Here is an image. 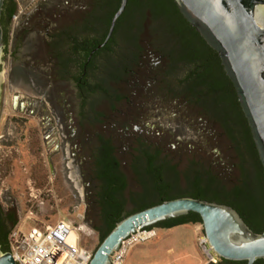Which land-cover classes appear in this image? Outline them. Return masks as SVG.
<instances>
[{"label":"rangeland","instance_id":"1","mask_svg":"<svg viewBox=\"0 0 264 264\" xmlns=\"http://www.w3.org/2000/svg\"><path fill=\"white\" fill-rule=\"evenodd\" d=\"M15 2L16 10L26 8L18 20L11 19L8 42L4 54H0V204L14 211L15 227L23 225L25 230L33 223L48 225L67 220L79 228L80 245L93 253L100 243V234L89 222L100 226V221L92 218L91 212L85 214L86 186L69 149L72 143L68 132L74 128L77 104L74 86L57 84L49 101L44 96L46 74L39 68L46 56L50 32L80 17L85 26L98 27L112 0ZM182 26L177 33L176 20L162 10L160 0H136L127 10L116 37L117 46L103 63L101 75L119 71L137 47H141L142 55H148L142 58L147 62L146 70H141L137 82L125 84L127 92H134L130 96L132 104H118L120 110L114 117L105 119L109 121L104 122L107 126L85 123L79 139L85 146V159L80 166L86 180L92 167L87 162L88 149L98 143V135L114 146L115 157L128 177L127 192L142 193L143 184L137 181L149 179L143 173L148 155L154 156V152H159L154 165L160 167L156 183L170 175L179 179L180 191L186 189L185 179L195 172L205 180L217 177L226 187L236 184L242 159L243 167L251 173L242 136L244 127L227 103L229 97L214 89L215 78L197 90L199 99L210 105V113L200 103L195 105L190 94L180 88L179 81L187 70L185 63L176 62L168 73L163 69L164 54L178 56L202 48L198 37L188 34L184 23ZM148 66L156 74L152 75ZM152 77L156 80L152 81ZM99 105L98 109L108 114V103ZM94 129L103 133H92ZM76 139H72L73 143ZM130 197L127 193V209L133 206ZM187 227L193 231L191 245L179 242L184 232L175 234L167 228L150 227L154 234L129 245L120 264H188L191 254L202 264L212 263L207 261L200 244L204 236L201 223H188Z\"/></svg>","mask_w":264,"mask_h":264},{"label":"water","instance_id":"2","mask_svg":"<svg viewBox=\"0 0 264 264\" xmlns=\"http://www.w3.org/2000/svg\"><path fill=\"white\" fill-rule=\"evenodd\" d=\"M173 1L183 17L218 53L235 88L264 170V0ZM126 3L127 0H119L105 40L111 35ZM2 4L3 0H0V17ZM1 79L0 73V92ZM190 211L199 215L207 245L218 258L245 260L246 264L264 259V228L261 232H254L227 204L179 196L130 213L117 221L100 241L88 264H112L111 255L131 233ZM0 264H16L9 250L0 248Z\"/></svg>","mask_w":264,"mask_h":264},{"label":"flooded vegetation","instance_id":"3","mask_svg":"<svg viewBox=\"0 0 264 264\" xmlns=\"http://www.w3.org/2000/svg\"><path fill=\"white\" fill-rule=\"evenodd\" d=\"M124 11L122 12V14L124 13ZM180 15L183 17L181 13ZM1 17L3 24V26L1 24L2 55L4 54L8 42L9 24L11 21L8 23L6 13L1 15ZM82 18L83 17L78 18L75 22L73 20H70L67 26L58 28V30H55L54 32H50L48 34V38H46L45 45L46 56L41 61L40 65L42 67H40L39 69L46 74L44 96H46L49 101H51L50 95H53V89L54 87H56L57 84L70 83L74 86L77 104L74 115L75 120L71 119L73 121L74 128L70 129V131L68 132L71 141L70 143H72L69 149L71 150V154L73 157L72 161H77L76 166L77 172L80 175V179L83 181V185L86 186L85 198L87 199V208L85 214L87 215V213L91 212V216L92 218H94L100 216V211L96 209L93 205V202L97 197V193L95 191L97 190L98 185V181L95 178V162L98 158V155L101 153V149L103 148L101 147V140L100 136L98 135V143L95 146L89 147L88 149L89 151L87 155V162L91 164L92 167L90 172H88V178L86 180L84 173L85 171H83L80 166L84 163L85 146L82 145L79 136H83L86 122L88 124L102 123L103 127H105L107 126L106 124L109 122L105 119L109 118L111 115L112 117H114L116 111L120 110L117 107L118 104L124 103L126 106L132 104V98L130 96L134 92H127L125 88H128L126 85H130L131 83L137 82L138 77H140V74L142 73V69L146 70L144 68L147 62H144L142 58H148V55H142L141 47H137V50H131L134 55L132 54L129 59L126 60L128 62L124 64L119 71L111 70V72L109 71V74L107 76L104 74L101 75L103 63L107 60L108 56L114 53V49L117 46L116 37L121 29V25L117 29L116 34H114V29L118 21L117 19L114 29L109 38L105 40L106 35L103 38H99L97 45L95 47H91L87 53V57H85L86 51L84 47H82L80 50H75L76 41H79L84 38L83 33H75V28L78 27V29H80L81 27ZM184 20L188 24L189 29L193 30L196 33L194 34V36L198 37V39L201 41L202 48L198 52L189 51L186 52L184 55L178 56L175 53L164 54L163 57L166 56L164 58V60H166V63L163 66L165 73H168L169 70L174 67L173 64H175L176 62L185 63L187 65V70L186 74L179 81L180 88H182L183 92L190 94V98L193 99L195 105L197 103H200V105L205 107V109H208L210 113H212L210 105L205 104L203 101H201V99H199V97L197 96V90L203 87L204 85L209 84L210 80L213 79V77L215 78V80L218 79L217 81L223 83L224 87L221 90H216H220L224 93V90L227 89V91L229 90L231 92L233 97L230 99L228 98L227 103L233 108V110L235 109V112L240 118L243 127L245 125V127H247L248 129V133H251L245 115L240 106L233 83L224 71L218 53L206 43V41L201 37V35L196 31V29L192 25H190V23L185 18ZM101 21L102 20L99 21V26L101 25ZM186 28L188 27L186 26ZM138 57H140V59ZM213 66L215 71H213ZM148 68H152L153 71L152 66H148ZM151 74L154 75L156 74V72L153 71V73L151 72ZM153 80H156V78L154 77L152 81ZM152 81L149 79L150 84L152 83ZM103 101H105L109 105L108 114L98 109L100 106V102ZM38 103L43 104L44 102H42V100H39ZM105 121L107 122L106 124L104 123ZM113 125H115L114 122L111 123V127ZM134 128H136V126H134ZM92 133L103 132L99 129H94ZM123 133L128 132L124 131ZM74 138L77 139L73 143L72 139ZM171 167L173 170L175 169V167H173L172 165ZM167 177L168 178H164L163 182L160 183L165 191L161 194V196H170L172 198L175 196H191L190 192L196 186L195 182L197 177L201 178L195 172L190 179H185L186 189L180 191L179 179H172L170 178V175H168ZM201 179L199 183L201 187L213 188L212 184H208L205 179V182H203V180ZM91 221L92 220H90L89 223L91 227L94 228L95 226L91 224Z\"/></svg>","mask_w":264,"mask_h":264},{"label":"trees","instance_id":"4","mask_svg":"<svg viewBox=\"0 0 264 264\" xmlns=\"http://www.w3.org/2000/svg\"><path fill=\"white\" fill-rule=\"evenodd\" d=\"M118 2L119 0H112V2L106 6L105 13L101 18L102 21L100 26L98 25V27L94 28L81 24L82 27H80V29H78V27L75 28L76 34H84L83 39L79 41H76L75 39V50H80L84 47L86 51L85 57H87L89 49L97 45L99 38L105 37L111 16L118 6ZM134 2H136V0L127 1L126 9L116 23L114 34H116L117 29L122 24L127 10ZM160 2L162 4V10L169 12L173 16L174 20H176L177 33L180 32V28L183 27L182 23H184L185 26L188 27V34H196L193 30L189 29L188 24L180 15L173 0H160ZM15 11V0H3L1 15L6 13L8 23L11 21L12 15ZM0 23L2 24V17L0 19ZM213 71H215L214 66ZM217 80L218 79H216L214 89L221 90L224 85ZM224 93L229 97V99L233 97L231 92L229 90L227 91V89L224 90ZM244 132L245 133H242V136L247 148L246 150L248 151V157L251 161V173L243 167L245 159H242L239 166L240 179L236 184L226 187L217 177L214 176L215 178L206 180L208 184H212L213 188H204L199 184L201 178L197 177L195 182L196 186L191 190L190 195L194 198L224 203L233 207L249 228H251L254 232H261L264 228V172L258 159L251 134L248 133V129L245 125ZM100 140L101 147L103 149H101V153L98 155L95 162V178L98 181V185L97 190L95 191L97 193V197L95 198L93 205L100 211V216L94 217V219H98L100 221V226L95 225L94 229L99 231L101 241L113 228L114 224L123 217L130 213L150 207L163 200L171 199L172 197H162L161 194L165 191L160 183H156V179L159 177L160 167L154 165V158L156 157V159H159V152H154V156L148 155L147 165L143 174L146 177L148 176L149 179L144 182L136 180L140 183V185L143 184L142 193L136 194L130 191L127 192L128 177L120 168V163L115 157L114 146L111 141L109 139H103L102 137H100ZM132 173L134 174L133 171ZM133 177L132 179L134 180ZM242 178L249 179L250 182L248 183L247 181H244V179L241 180ZM201 180L205 182L204 179ZM127 193L131 196L130 199L133 204V206L129 209L126 208ZM195 222L201 223L200 217L197 213L190 211L184 215L159 221L153 227L170 228L177 225ZM15 224L16 216L14 211L11 208H3L0 204V248L3 251L9 250L8 236L11 229L15 227ZM210 264H246V261L218 258L215 263ZM253 264H264V259H257Z\"/></svg>","mask_w":264,"mask_h":264},{"label":"built area","instance_id":"5","mask_svg":"<svg viewBox=\"0 0 264 264\" xmlns=\"http://www.w3.org/2000/svg\"><path fill=\"white\" fill-rule=\"evenodd\" d=\"M25 8L16 10L12 19L18 20ZM78 230L64 219L48 225L33 223L28 230L23 225L17 226L11 229L8 236L9 251L16 264H88L92 252L80 245ZM153 231L149 228L137 229L123 239L118 250L111 255L112 264H120L126 248L148 239ZM200 244L207 261L215 263L218 257L211 251L204 236Z\"/></svg>","mask_w":264,"mask_h":264},{"label":"crops","instance_id":"6","mask_svg":"<svg viewBox=\"0 0 264 264\" xmlns=\"http://www.w3.org/2000/svg\"><path fill=\"white\" fill-rule=\"evenodd\" d=\"M167 229H170V230L174 231L175 234H179L181 232H184L185 235L182 238V240L179 241V242L180 243L181 242L182 243L186 242V243H188V245L192 244V242H193L192 241L193 231H192V229L190 227H187V224L177 225V226H173V227H170V228H167ZM180 239H179V237L177 238V240H180ZM188 264H202V262H200L194 254H191L190 257L188 258Z\"/></svg>","mask_w":264,"mask_h":264}]
</instances>
